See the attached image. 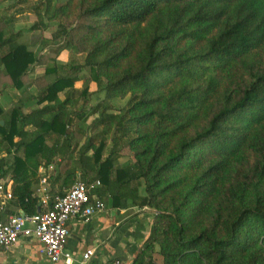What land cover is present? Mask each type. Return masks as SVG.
Segmentation results:
<instances>
[{
    "label": "trees",
    "instance_id": "16d2710c",
    "mask_svg": "<svg viewBox=\"0 0 264 264\" xmlns=\"http://www.w3.org/2000/svg\"><path fill=\"white\" fill-rule=\"evenodd\" d=\"M33 12L31 32L57 22L53 39L84 61L37 57L14 19L0 17V89L22 92L0 104V153L14 150L0 157V176L14 182L0 222L42 211L40 170L59 160L50 195L81 173L113 208L129 200L155 211L134 264H264V0H38ZM36 66L45 73L34 79ZM91 84L127 106L87 111ZM98 129L75 157L77 140ZM124 150L134 173L120 163Z\"/></svg>",
    "mask_w": 264,
    "mask_h": 264
},
{
    "label": "crops",
    "instance_id": "0c3cea01",
    "mask_svg": "<svg viewBox=\"0 0 264 264\" xmlns=\"http://www.w3.org/2000/svg\"><path fill=\"white\" fill-rule=\"evenodd\" d=\"M30 51L33 50L30 48ZM41 76H31V78L36 79ZM33 88L35 87L32 86L28 90L31 94L36 95L32 91ZM21 94L22 92L12 88L0 89V104L5 109H9L11 106L6 107L5 105L8 102V98L20 97L21 99ZM19 100H16L15 103ZM29 133L31 135V132ZM120 163L132 173L137 171V166L134 162ZM40 173L42 174L41 171ZM53 175L56 174L54 173ZM40 188L41 185L38 187L36 194L41 198ZM140 192L145 195L144 188ZM96 198H99L105 204V212L86 219H75L69 223L66 250L73 255L74 264H80L82 256L89 250H94L95 252L91 259V264H108L116 259L128 264H134L141 247L144 246L152 234L155 211L146 206L142 208L129 200L124 201L122 207L113 208L110 197ZM13 204L14 200L8 202L5 209L0 211V213H9ZM23 213V211H20V215ZM9 217H7L6 221ZM40 248L41 244L37 239L31 237L21 238L15 246L0 251V264H51L40 254Z\"/></svg>",
    "mask_w": 264,
    "mask_h": 264
},
{
    "label": "built area",
    "instance_id": "2783aa9c",
    "mask_svg": "<svg viewBox=\"0 0 264 264\" xmlns=\"http://www.w3.org/2000/svg\"><path fill=\"white\" fill-rule=\"evenodd\" d=\"M42 172L40 181L42 211L39 214L28 216H10L7 221L0 222V251L18 244L21 238H35L41 244L40 254L51 264H74V258L66 250V241L69 236V223L75 219H86L106 211L105 204L92 196V193L101 187L100 181L87 182L81 174L77 182L65 193L56 195L51 201L49 194V178L51 175ZM54 166L49 167V172ZM14 183L11 179L0 176V211L5 209L8 202L14 200ZM94 250L87 251L80 264H91ZM108 264H128L121 260H113Z\"/></svg>",
    "mask_w": 264,
    "mask_h": 264
},
{
    "label": "rangeland",
    "instance_id": "374dc122",
    "mask_svg": "<svg viewBox=\"0 0 264 264\" xmlns=\"http://www.w3.org/2000/svg\"><path fill=\"white\" fill-rule=\"evenodd\" d=\"M38 2V0H1V4H0V17H8V18H13L14 22H13V27H14V31L15 32H20L23 31L25 37H24V42L27 43L29 45V48H31L37 57H41L42 55L47 56L49 58H55L58 62V64L60 65H65L68 63V61H70L69 59H72V55L74 54V59L77 60L78 63L82 64L83 63V58L84 55H82V53L77 49V47H73V49L71 50H67L66 49V42L63 38H59L57 41L56 39L54 40L53 38L55 36H58L59 33V25L57 22H48V20H45L46 23L49 24V29L45 32L43 31H38V32H31L30 29L31 27L37 22V16L34 14L33 9L34 6L36 5V3ZM56 4H58V1L56 2ZM22 10V12H21ZM45 73V67L40 66L38 68V66L34 67L31 73V76H41L44 75ZM81 77L85 80L90 78V73L88 71V69L84 70L81 73ZM77 89L80 91H83V89L86 87V85L84 86L83 83L77 84L76 85ZM91 90L94 91V95L91 98V101L89 102L88 106L86 107V110L89 111L91 110L93 107L99 105V104H103V106H111L114 110L112 111H108V112H113L116 113L119 110L125 108L127 106L128 103V98L127 99H115L112 101H108L106 100V95L104 93H97L96 91V87L95 85L91 84ZM32 91H34V94H37L38 90L36 88H33ZM22 96V94H21ZM61 99H64V94H60ZM19 98H8V102L6 105V107H10L13 106L16 102V100H19ZM83 103L84 101H80L76 107V110H80L83 107ZM10 105V106H9ZM34 106V102H30L27 104L26 109H29ZM70 111H73L72 109H70ZM99 115H95L92 116L88 119L87 124L85 125V127L87 128L92 121L97 118ZM48 120H51L52 117L48 116L47 117ZM28 131L31 132V135H29V139L31 138V136L35 135L37 133V131H35L32 128H28ZM99 132V129L96 131H87V136H85L82 139H78L77 140V145L76 147H74V155L75 157L78 156V152L80 150V148L82 147V145L87 141V138L89 136L95 135ZM17 140V139H16ZM15 140V142H16ZM111 143L109 142L108 145V152L109 149L111 148ZM8 152H12L14 153V150L8 146L5 145L3 147V149L1 150L0 153V157L5 156ZM107 155V153H106ZM120 162L123 163H130V162H134L135 163V159L133 154L129 151V150H124L121 154V158H120ZM58 163L59 160H57L53 165H54V171L53 172H49L48 175H53L54 173L57 174L58 171ZM81 173H78V176ZM5 179H9L5 178ZM50 192V190H49ZM57 195V193H55L53 196L51 197V201L54 200V197Z\"/></svg>",
    "mask_w": 264,
    "mask_h": 264
},
{
    "label": "water",
    "instance_id": "95a60500",
    "mask_svg": "<svg viewBox=\"0 0 264 264\" xmlns=\"http://www.w3.org/2000/svg\"><path fill=\"white\" fill-rule=\"evenodd\" d=\"M1 125L3 126L4 125V122H1ZM25 214L23 213L22 216H24Z\"/></svg>",
    "mask_w": 264,
    "mask_h": 264
}]
</instances>
